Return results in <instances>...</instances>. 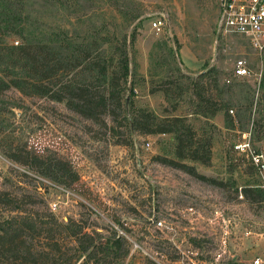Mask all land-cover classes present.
I'll return each mask as SVG.
<instances>
[{
  "label": "rangeland",
  "instance_id": "1",
  "mask_svg": "<svg viewBox=\"0 0 264 264\" xmlns=\"http://www.w3.org/2000/svg\"><path fill=\"white\" fill-rule=\"evenodd\" d=\"M26 5L23 18L31 36L59 43L66 52L83 41L94 49L112 47L117 37L137 31L133 107L160 117L187 116L199 133H211L212 157L209 164L179 158L171 133H135V144H114L64 102L11 88L0 93V188L32 195L29 209L54 212L61 221L82 218L119 228L115 218H120L128 227L120 230L132 244L124 264H144L145 258L158 264L217 259L251 264L264 255V201L242 193L245 186L263 184L264 173L234 149L264 90L253 75L233 77L235 62L247 58L254 74L260 60L246 37L222 32L220 0H27ZM162 15L167 26L158 33L152 23ZM212 67L226 90L220 102L234 108L232 123L226 109L209 120L193 113L190 82ZM170 78L176 80L174 96L167 97L159 88ZM261 116L257 107L255 120ZM254 131L255 147L264 151V132L259 138ZM158 156L182 159L208 179ZM159 219L168 227H157Z\"/></svg>",
  "mask_w": 264,
  "mask_h": 264
},
{
  "label": "trees",
  "instance_id": "2",
  "mask_svg": "<svg viewBox=\"0 0 264 264\" xmlns=\"http://www.w3.org/2000/svg\"><path fill=\"white\" fill-rule=\"evenodd\" d=\"M26 1L0 0V65L3 67L0 69V93L6 94L9 89L16 88L29 96L42 95L52 101L64 102L80 117L92 121L87 124L90 129L97 125L114 144H135V133H171L179 158L204 164L211 162L212 135L209 131L199 133L184 115L160 117L148 109L133 107L137 72L132 51L137 31L117 37L112 47L104 43L97 44L94 49L92 43L83 41L66 52L63 45L33 38L27 31L29 20L23 18L28 12ZM13 37L17 38L16 43L12 41ZM175 83L176 80L170 78L159 89L167 97L174 96ZM190 86L194 114L209 120L226 109L225 117L232 123L230 107L220 102L226 90L220 87L219 71L215 67L193 77ZM260 99L257 107L262 116L255 120V128L258 137L262 138L264 90ZM8 107L11 106H5L3 110L9 111ZM157 159L194 177L208 179L195 165L182 159L162 156ZM216 183L223 185L220 181ZM242 193L251 201H264L262 184L245 186ZM30 201L35 202L28 193L0 188V264H124L130 255L131 241L122 233L128 227L120 218H115L119 228L82 218L61 221L54 212L29 209ZM81 204L94 213L89 204ZM145 262L158 264L150 258H145Z\"/></svg>",
  "mask_w": 264,
  "mask_h": 264
},
{
  "label": "built area",
  "instance_id": "3",
  "mask_svg": "<svg viewBox=\"0 0 264 264\" xmlns=\"http://www.w3.org/2000/svg\"><path fill=\"white\" fill-rule=\"evenodd\" d=\"M220 3L222 7V32L246 37L260 60V70L253 74L247 58H238L235 62L233 77L243 78L253 75L258 79L260 86L264 80V0H220ZM152 26L158 33L164 32L167 26L166 16L156 17ZM225 81L230 84L233 79L228 77ZM259 95L260 93H258L255 102L256 106L259 103ZM256 112L257 107L254 109L249 129L242 132L240 138L234 144V149L238 155L246 157L253 166L264 173V151L255 147L254 140ZM229 113H234V108H230ZM148 144L150 143L148 142ZM262 186H264V180ZM156 226L168 227L165 226L162 219L157 220ZM217 260L208 263L206 261H199V263L194 261L193 264H217ZM251 264H264V255H257L253 258Z\"/></svg>",
  "mask_w": 264,
  "mask_h": 264
},
{
  "label": "water",
  "instance_id": "4",
  "mask_svg": "<svg viewBox=\"0 0 264 264\" xmlns=\"http://www.w3.org/2000/svg\"><path fill=\"white\" fill-rule=\"evenodd\" d=\"M129 103H130V98H127V108L129 107ZM129 110V109H128Z\"/></svg>",
  "mask_w": 264,
  "mask_h": 264
},
{
  "label": "crops",
  "instance_id": "5",
  "mask_svg": "<svg viewBox=\"0 0 264 264\" xmlns=\"http://www.w3.org/2000/svg\"><path fill=\"white\" fill-rule=\"evenodd\" d=\"M201 73V72H200ZM206 118V117H205ZM258 250H260V248H258ZM263 251V250H262Z\"/></svg>",
  "mask_w": 264,
  "mask_h": 264
}]
</instances>
